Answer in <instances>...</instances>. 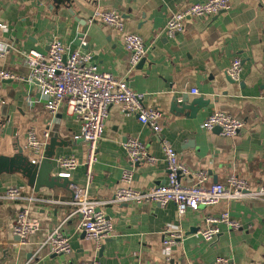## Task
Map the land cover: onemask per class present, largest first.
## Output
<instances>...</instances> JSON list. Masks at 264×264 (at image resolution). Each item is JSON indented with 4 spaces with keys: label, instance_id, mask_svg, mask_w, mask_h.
Here are the masks:
<instances>
[{
    "label": "crops",
    "instance_id": "0c3cea01",
    "mask_svg": "<svg viewBox=\"0 0 264 264\" xmlns=\"http://www.w3.org/2000/svg\"><path fill=\"white\" fill-rule=\"evenodd\" d=\"M205 1L0 0V51L6 52L0 58V72L15 77L0 78V158L10 159L22 148L30 162L39 164L45 147L56 138L60 146L55 149L53 176L63 172L57 164L60 157L74 156L80 166L68 180L86 186L83 164L87 146L78 138L81 122L70 114L66 101L58 114H51L36 84L29 80L31 70L24 54H46L55 39L63 42L68 52L79 49L92 53L100 71L125 80L132 90L145 94L146 107L163 114L162 131L155 134L121 106L109 109L89 189L90 196L103 203L99 209L114 223V235L101 244L87 240L78 229L81 218L70 204L69 185L36 192L22 173L0 169V195L10 187H21L23 196L32 199L0 204V264H84L93 260L101 264H215L218 257L231 258L235 264H264V199L224 201L198 212L188 211L183 218H179L174 203L109 202L121 187L124 170L134 172L131 187L137 190L167 181L161 139L172 145L179 161L189 168L191 176L184 182L192 183L195 174L204 172L209 184L238 176L248 181L252 190L264 185V0H230L228 11L188 20L183 33L175 37L165 33L177 11ZM98 10L117 11L126 32L144 39L148 52L134 70L121 35L108 26L89 22ZM235 59L242 61L238 82L228 75ZM194 102L199 103L197 111L185 109ZM214 112L241 120L244 129L235 137L224 136L220 130H203V122ZM47 131L50 138L44 148L39 153L29 150L30 132L44 140ZM130 138L145 145L156 159L154 165L130 159L125 148ZM24 206L30 209L40 231L22 245L12 230ZM226 211L241 228L220 224L215 240L204 241L198 231L207 226L206 219ZM60 226L71 242L68 256L53 255L41 247ZM172 226L184 237L172 247L169 259L163 240Z\"/></svg>",
    "mask_w": 264,
    "mask_h": 264
},
{
    "label": "built area",
    "instance_id": "2783aa9c",
    "mask_svg": "<svg viewBox=\"0 0 264 264\" xmlns=\"http://www.w3.org/2000/svg\"><path fill=\"white\" fill-rule=\"evenodd\" d=\"M229 9L230 0H207L186 6L173 15L164 31L168 36L175 37L183 33L188 20L218 16ZM89 22L108 26L121 35L125 49L130 54L131 70H134L146 56L148 47L144 39L136 33L126 32L125 21L117 11L98 10ZM5 55V51H0V58ZM24 56L31 70L29 80L36 84L49 112L53 115L58 114L66 101L70 114L81 122V133L78 138L87 146V156L83 164L86 168L87 183L84 187L74 183L69 184L72 192L70 204L75 208V215L81 218L78 229L85 234L87 240L101 244L114 235V223L99 209L103 203L92 198L89 189L93 181L94 165L98 161L99 144L105 132L109 109L113 105L121 106L125 113L136 116L141 124L150 127L155 134H160L162 131L163 114L159 109L146 107L143 103L145 94L132 90L125 80L100 71L93 61L92 53L88 51L78 49L68 52L67 46L59 39H55L50 43L48 53L29 51ZM241 73L242 61L235 59L228 70V75L234 82H238ZM0 78L15 79L14 75L8 72H0ZM201 127L205 131L220 129L224 136L235 137L244 129L245 124L229 114L214 112ZM49 138V131L44 133V140L34 132H30L28 149L39 153ZM161 143L167 164V181L148 190H137L131 187L134 172L124 170L121 187L115 191L110 203L116 205L154 203L160 206L174 203L179 218H183L188 211L198 212L202 208H212L224 201L264 199V185L252 190L248 181L238 176H231L225 183L209 184L207 175L199 172L194 175L192 183L184 182L183 180L191 176L189 168L179 161L178 153L166 139H161ZM125 148L134 162L147 161L150 165L156 163V159L149 154L145 145L137 139L130 138ZM32 163L37 164V161L33 160ZM57 164L63 170L60 176L67 179H70L72 172L80 166L74 156L60 157ZM22 192L21 187L8 188L3 195H0V204L32 200L24 197ZM30 215V209L24 206L15 218L12 233L19 238V243L22 245L27 243L30 235L40 231V225L33 221ZM206 224L205 228L198 231L199 236L206 242L215 240L220 233V224H226L235 230L241 228L240 223L233 220L228 211L220 217H208ZM61 227L50 233L41 247L47 248L53 255L68 256L72 253L71 242L63 234ZM183 237L184 233L177 226L170 227L164 236L163 246L169 259L172 247ZM84 264L101 263L93 260ZM215 264H235V262L231 258L218 257Z\"/></svg>",
    "mask_w": 264,
    "mask_h": 264
},
{
    "label": "water",
    "instance_id": "95a60500",
    "mask_svg": "<svg viewBox=\"0 0 264 264\" xmlns=\"http://www.w3.org/2000/svg\"><path fill=\"white\" fill-rule=\"evenodd\" d=\"M82 37V34L78 36V41L80 44L82 42ZM141 62H143V60ZM198 104V102H194L185 109H188L190 112L194 113L197 111L196 106H198ZM58 143L59 142L56 140V138H52L50 140L49 144L45 147L43 159L39 164H33L30 162L29 159L24 155V150L21 148L19 152L10 159L0 158V169L2 170L4 168H9V171L11 172L18 171L22 173L28 179L29 185L33 187L36 192L42 188H67L70 184V181L67 178H62L57 175L53 176L55 169L54 159L56 156L55 149L57 146H60Z\"/></svg>",
    "mask_w": 264,
    "mask_h": 264
}]
</instances>
